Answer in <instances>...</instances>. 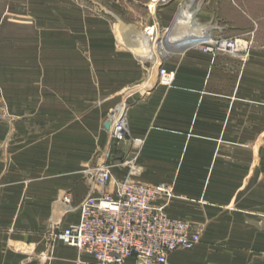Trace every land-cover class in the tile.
<instances>
[{
  "label": "crops",
  "instance_id": "crops-1",
  "mask_svg": "<svg viewBox=\"0 0 264 264\" xmlns=\"http://www.w3.org/2000/svg\"><path fill=\"white\" fill-rule=\"evenodd\" d=\"M106 2V14L62 0H30L25 13L0 4V98L9 116L0 121V176L10 203L21 202L1 208L0 264H97L62 244L44 250L34 232L78 220V211L65 216L63 193L75 206L113 188L87 176L105 159L117 179L167 183L175 195L168 215L200 229V242L170 253L168 264H264V45L244 59L160 49L174 72L161 86L146 79L144 53L121 49V36L166 29L177 0L157 13L147 0ZM117 106L109 122L127 116L130 140L113 149L105 123ZM124 153L133 174L119 163ZM13 223L26 229L8 235Z\"/></svg>",
  "mask_w": 264,
  "mask_h": 264
},
{
  "label": "built area",
  "instance_id": "built-area-1",
  "mask_svg": "<svg viewBox=\"0 0 264 264\" xmlns=\"http://www.w3.org/2000/svg\"><path fill=\"white\" fill-rule=\"evenodd\" d=\"M166 3L169 0H155ZM199 41L193 44L203 53L231 56L243 49L238 39L226 37L217 25L202 28ZM157 82L170 86L174 73L159 67ZM117 114L109 126L118 145L127 140L126 118ZM139 139H133V142ZM123 165H132L124 161ZM133 166V165H132ZM111 166L104 163L93 168L90 176L105 187L103 193L91 194L73 206L70 193H63L61 203L66 212L78 211V220L51 233L54 242L65 243L89 255L97 264H168V255L191 249L201 240L200 229L185 219L168 215L166 208L174 192L167 183L145 184L130 177L117 179ZM134 169V168H133Z\"/></svg>",
  "mask_w": 264,
  "mask_h": 264
},
{
  "label": "rangeland",
  "instance_id": "rangeland-1",
  "mask_svg": "<svg viewBox=\"0 0 264 264\" xmlns=\"http://www.w3.org/2000/svg\"><path fill=\"white\" fill-rule=\"evenodd\" d=\"M30 0H0V4L6 5L7 7H11L10 9H18L20 12L25 13L26 9L28 7V2ZM39 1V0H38ZM53 2L58 1V0H48V2ZM63 2L71 3L73 5L77 4L81 7H88L91 10H94L95 12L101 13V14H106L104 12L105 8L108 10L107 6V0H94L95 4L88 1V0H62ZM121 5H125L126 0H119ZM175 0H169L166 3H157L155 0H147L149 6L152 7L154 10V13L159 12V10L167 6L171 3H173ZM178 5H177V11L174 15V18L171 22V25L167 27L166 29H160L157 30L155 26L152 28H145L139 32L135 37H129V36H121V39L124 43H120V47L123 50L130 51L131 50L135 53H144L146 55L145 59L149 61L147 63V68L145 69V74H146V79L149 82V79L152 80L155 76V84L161 85L157 82V77L156 74L158 72L159 67H164L165 69L166 66H164L162 59L164 58L163 56L157 55L159 50H165L168 53L171 52H176L180 50H191V49H196L203 53L200 49L196 48L194 46V42L192 41L191 44L186 43L183 45V43L179 42L176 43V45H172L169 40H168V35L169 33L174 29L175 27V22L180 13L184 10L187 9L186 11H189L192 13V20L191 23L194 24V26L197 27H209L213 25H217L218 27H221V31L226 37L233 38V39H238L241 41L243 44V49L239 52H237L235 55L231 56H224V55H213L210 53L213 59H219L221 56L222 57H230L233 59H244L246 55L249 53L248 51L254 47L255 45H264V0H177ZM103 6V7H102ZM144 14L143 9H141ZM117 21L116 19H113L116 21L118 25H121L122 23H125L123 18L119 15H117ZM147 34L148 36V46L146 45V38L144 39L143 34ZM154 37V38H153ZM120 38V35H119ZM188 44V45H187ZM161 50V51H162ZM148 52H154L156 57H154L152 54H147ZM206 54V53H205ZM171 71V70H170ZM173 72V71H172ZM174 73V72H173ZM150 85L154 86V84L150 83ZM162 86V85H161ZM165 86V85H164ZM171 86V85H170ZM168 87V86H167ZM1 98H0V121H5V119H8L7 113L4 111V105L1 103ZM120 106H117L116 109H113L110 114L108 115V120H111L110 115L112 112L119 110ZM126 118V125H127V116ZM111 124V123H110ZM110 126V125H109ZM107 132H109V127L107 129ZM109 135V145L111 148H118V145L113 141L111 138L110 132L108 133ZM129 136H127V140L129 141ZM131 143H133V140H131ZM123 154V157L121 160H119V163H124V161H129L132 163V165H126L127 172L128 174H133L135 172L134 168V161H132V158L129 157V154ZM125 157V158H124ZM124 158V159H123ZM104 163L108 164L109 166H113L116 164L115 162H111L110 159H105ZM103 163V164H104ZM117 162V165L119 164ZM5 166V164H2ZM134 168V169H133ZM90 170V169H89ZM91 171V170H90ZM89 171V172H90ZM5 174V172H4ZM90 173H87V176H89ZM8 180L3 176H0V216L4 212L1 211V208H9L10 206L13 207L15 210V206L19 205L21 202L17 201L15 203H10L13 202L10 198L14 197V194H11L13 190H11L8 187ZM114 188V187H113ZM112 188V189H113ZM114 190V189H113ZM17 214V212H16ZM16 214L14 215L13 219L15 221ZM65 216H69L70 212L65 213ZM10 217L5 216L3 222L8 224V220ZM5 226V225H4ZM64 224L60 220V222L56 221L55 223H52L50 226L46 228L41 229H35L36 231L34 232L35 234H40V238L44 241L42 243L44 244V250H49L54 247H57L58 245H64L67 246L71 249H74L72 246H69L65 243H58L54 242L51 239V233L53 231H59L61 228H63ZM15 227H19V229L25 230V226H17L13 224L7 225V229L9 230L8 235L11 234L10 230L13 231ZM25 228V229H24ZM32 227H30L31 230ZM32 232V231H30ZM38 243V242H37ZM56 243V244H55ZM30 245L31 243L20 241L19 246L20 249L23 248L24 245ZM7 246H10L7 249H11V245L8 244ZM75 250V249H74ZM78 251V250H77ZM80 252V251H78Z\"/></svg>",
  "mask_w": 264,
  "mask_h": 264
},
{
  "label": "bare ground",
  "instance_id": "bare-ground-1",
  "mask_svg": "<svg viewBox=\"0 0 264 264\" xmlns=\"http://www.w3.org/2000/svg\"><path fill=\"white\" fill-rule=\"evenodd\" d=\"M186 10L187 9H184L176 19V25L168 38L171 41L180 40V43L191 44L192 41H199L198 38L201 37L203 27L194 26V24L191 23L192 13Z\"/></svg>",
  "mask_w": 264,
  "mask_h": 264
},
{
  "label": "water",
  "instance_id": "water-1",
  "mask_svg": "<svg viewBox=\"0 0 264 264\" xmlns=\"http://www.w3.org/2000/svg\"><path fill=\"white\" fill-rule=\"evenodd\" d=\"M109 125H110V122L107 121V122L105 123V127H109Z\"/></svg>",
  "mask_w": 264,
  "mask_h": 264
}]
</instances>
